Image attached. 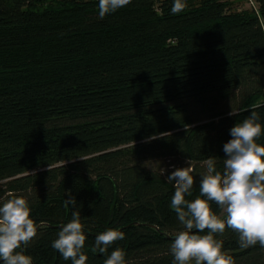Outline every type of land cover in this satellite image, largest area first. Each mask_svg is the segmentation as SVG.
<instances>
[{"label": "trees", "instance_id": "obj_1", "mask_svg": "<svg viewBox=\"0 0 264 264\" xmlns=\"http://www.w3.org/2000/svg\"><path fill=\"white\" fill-rule=\"evenodd\" d=\"M236 1L249 4L185 0L173 14L174 0H131L100 18L99 0H0V198L27 200L33 264H71L52 242L77 209L86 264L116 248L126 264H173L183 225L167 177L191 160L195 199L202 161L223 171L231 128L252 110L264 126V0ZM109 228L125 238L94 252ZM215 238L235 264H264L232 229Z\"/></svg>", "mask_w": 264, "mask_h": 264}, {"label": "clouds", "instance_id": "obj_2", "mask_svg": "<svg viewBox=\"0 0 264 264\" xmlns=\"http://www.w3.org/2000/svg\"><path fill=\"white\" fill-rule=\"evenodd\" d=\"M131 0H99V16L114 13ZM185 0H174L171 12L177 14L186 8ZM231 115H234L232 112ZM260 116L252 110L250 115L231 128L230 139L223 151V171H218L216 158L208 157L202 164L205 172L200 176V194L189 201L194 185L192 161L185 168H178L168 177L174 186L171 208L183 225L170 245L173 264H235L233 257L223 251V242L216 234L230 228L238 234V245L248 248L257 243L264 247V146L257 143L264 131L259 123ZM153 136L151 139H155ZM135 143V142H134ZM174 182V183H173ZM65 208H76L77 202L67 192ZM214 202L226 214L221 219L210 206ZM31 209L27 200L8 193L0 198V262L2 264H33V258L24 254L37 234L36 223L30 218ZM207 229V234L204 233ZM195 230V231H194ZM124 233L107 229L95 238L93 251L106 254ZM86 236L83 233L80 210L72 212L71 221L62 226L52 248L71 264H86L88 257L82 252ZM104 264H126L125 253L116 248L104 260Z\"/></svg>", "mask_w": 264, "mask_h": 264}, {"label": "rangeland", "instance_id": "obj_3", "mask_svg": "<svg viewBox=\"0 0 264 264\" xmlns=\"http://www.w3.org/2000/svg\"><path fill=\"white\" fill-rule=\"evenodd\" d=\"M234 3L236 4L235 6H238L239 8H245L249 4V2H247V3L246 2H239V1H236V0H234Z\"/></svg>", "mask_w": 264, "mask_h": 264}]
</instances>
